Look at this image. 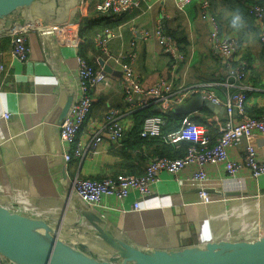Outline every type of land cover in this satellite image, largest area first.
<instances>
[{"label": "crops", "instance_id": "obj_1", "mask_svg": "<svg viewBox=\"0 0 264 264\" xmlns=\"http://www.w3.org/2000/svg\"><path fill=\"white\" fill-rule=\"evenodd\" d=\"M99 1L86 0V3L91 9ZM211 4L224 32L240 39L238 56L248 61L244 79V84L249 86L246 111L250 116L263 115L264 51L259 40V33L264 30L263 21L252 30L241 20L236 11L237 3L211 0ZM148 5L151 6L147 8ZM32 8L33 16L37 10L55 20L79 17L69 0H35ZM24 15V9L20 8L0 18V25L4 26L7 18L14 22ZM106 16L82 17L87 24L82 28L83 39L78 48L58 44L51 34L42 31L28 32L25 61L11 55L10 37L0 34V206L20 214L43 217L53 230L57 229L60 239L69 244L75 242L79 251L91 259L110 255L114 249L85 217L90 209L73 192L72 178L141 175L147 162L157 155L153 143L140 144L129 135L135 102L124 98L117 83L120 76L113 75V86L93 92L91 111L77 139L88 142L92 133L101 128V116L109 107L123 111L121 121L127 126L124 138L114 142L103 132V143L97 154L85 153L73 158L66 168L63 166L59 124L67 100L77 89V53L82 51L96 67L101 66V58L113 70L120 71L105 55H99L94 43L95 33L111 28L110 51H126L133 38L131 26L152 29L161 18L164 30L176 38L184 59L173 67L172 73L170 60L154 38L135 39L133 66L142 85L151 86L161 75L175 84L216 81L219 84L213 89L222 100L226 89L222 85L225 64L211 48L208 24L199 15L198 0H192L184 11L176 8L174 0H141L140 6L130 12ZM205 109L208 108L195 111L193 116L208 124L209 133L214 135V122L225 120V110ZM3 113L8 117L4 118ZM253 145L258 159L264 162V135L256 134ZM230 151L237 160H242L241 146L232 147ZM205 169L204 183L210 201L200 198L199 185L189 179L188 167L178 177L161 171L145 197H139L136 191H130L122 201L104 197L101 209L106 211L107 219L100 220L99 227L112 238L145 250L177 251L222 240L249 243L263 236L264 173L252 178L249 170L243 168L242 183L238 184L219 165L206 164ZM137 200L139 209H134L133 203Z\"/></svg>", "mask_w": 264, "mask_h": 264}, {"label": "built area", "instance_id": "obj_2", "mask_svg": "<svg viewBox=\"0 0 264 264\" xmlns=\"http://www.w3.org/2000/svg\"><path fill=\"white\" fill-rule=\"evenodd\" d=\"M191 1L174 0V3L178 10L184 11ZM140 3L141 0H100L89 9L86 0H78L74 7L78 18L73 16L55 20L36 10L30 22L20 25L16 20L2 35L10 37L11 55L19 61H25L28 56L26 39L28 32L42 31L51 34L58 44L78 48L83 39L80 32L83 25L82 17H87L89 14L98 16L125 14L138 8ZM150 6L148 5L147 8ZM198 12L208 24V38L212 50L222 57L225 64L226 71L223 75L225 82L222 84L226 86L224 100L219 98L213 89L219 84L216 81L175 84L169 77L161 75L151 86L142 85L140 76L133 66L135 39L145 41L154 38L161 47L162 53L170 60L172 73L173 67L184 59L176 38L164 31L161 18L156 21L152 29L131 26L133 38L129 44L131 47L126 51L117 53L110 51L108 42L112 36L111 28L105 27L95 33V47L105 55L106 60H111L118 66L121 72L117 81L119 88L127 101L134 100L135 108L152 104L157 111L165 113L173 105L184 103L190 97L199 95L202 100L223 106L226 113L225 120H215L214 135L209 133L208 124L203 120L195 119L193 116L195 112L183 115L180 127L166 135L162 133L161 115L148 116L143 120L139 134L149 137L162 136L176 147L185 141L187 146L181 156H154L147 162L141 175L121 174L101 179L73 177L71 188L75 195L104 220L107 219L106 211L101 209L104 197H114L122 201L130 191H136L139 197H145L150 193V187L159 179L158 174L161 171L178 177L188 167L191 170L189 179L197 182L199 196L205 202L210 201L208 188L204 183L207 176L206 164L219 165L238 184L242 183L240 172L243 168L249 170L252 178H258L264 173V162L258 159L253 145L256 134L264 135V115L250 116L246 111L249 86L244 84V79L247 76L248 66L246 59L238 56L239 38L224 32L211 0H198ZM249 13L257 24L262 21L264 23V0L251 5ZM259 38L264 44V30L260 31ZM77 62L75 82L77 89L71 95L70 106L59 124L60 154L65 168L73 158H80L85 153L97 154L103 143V132H106L110 140L119 142L124 138L127 128L121 121L123 111L117 107H109L101 116V128L92 133L88 142L82 143L77 139V134L91 111L93 92L113 86L114 80L113 74L104 71L102 66H92L80 53H77ZM3 117L7 118L8 114L3 113ZM238 146L242 147L241 161L237 160L230 151L232 147ZM64 171L62 170V174L66 177ZM133 208L139 209L138 200L133 203ZM0 264H8L2 255H0Z\"/></svg>", "mask_w": 264, "mask_h": 264}, {"label": "water", "instance_id": "obj_3", "mask_svg": "<svg viewBox=\"0 0 264 264\" xmlns=\"http://www.w3.org/2000/svg\"><path fill=\"white\" fill-rule=\"evenodd\" d=\"M33 1L35 0H0V18L23 8L25 15L17 20L20 25L27 23L30 17L33 18ZM69 1L75 7L78 0ZM14 22L7 18L4 26L0 25V34L9 30ZM99 63L104 71L121 75L120 71L113 70L103 59L100 58ZM71 100V97L67 100L62 118L66 115ZM202 108L215 112L223 109L220 105L194 95L184 103L173 105L171 110L175 114L186 115ZM85 217L96 228L100 237L114 249L110 255L91 259L79 251L75 242L69 244L60 239L57 229L53 230L43 217L20 214L2 206L0 255L8 264H264V235L249 243L222 240L187 246L177 251L145 250L112 238L98 225L104 219L92 210H88Z\"/></svg>", "mask_w": 264, "mask_h": 264}, {"label": "trees", "instance_id": "obj_4", "mask_svg": "<svg viewBox=\"0 0 264 264\" xmlns=\"http://www.w3.org/2000/svg\"><path fill=\"white\" fill-rule=\"evenodd\" d=\"M223 1H227L228 3H231V4L237 3L238 5L236 7V11L240 14L241 20L247 24L248 28H250L252 30L256 29L255 27L257 26V23L254 21L253 17L250 15L249 9H250L251 5L256 4V3H261V0H223ZM120 15H123V14H120ZM120 15H115V16H120ZM106 17L107 16H104V18H106ZM85 20H86L85 18L82 20L83 25H81V29H80L81 33L83 30L82 28L87 24V21H85ZM259 40H260V38H259ZM240 42L241 41L239 39V43ZM80 45H79V47H80ZM262 48L264 51V44L262 45ZM79 53L81 54V56L85 57V55L82 51L81 52L79 51ZM100 54H101V52L99 51V55ZM86 60L92 66L96 67L95 64L91 63V61L88 58H86ZM205 110H208V109H205ZM131 114H132L133 123L131 124L129 135L138 139L140 144L141 143H146V144L147 143L148 144L153 143L156 147L155 154L157 156L178 157L184 153L185 147L187 144L185 141H182L180 143V147L177 148L174 144L168 143L166 141V139L162 136H151V137H149V136H141L139 134L142 122L148 116L158 115V114L161 115L162 120H163L162 133L166 135V134H169V133L177 130L180 127L181 118L183 115L175 114L172 112L171 109H169V111L165 112V113L159 112L155 108V105H152V104L146 105L143 107L135 108ZM195 119L199 121V119H197V118H195ZM157 146H158V148H157Z\"/></svg>", "mask_w": 264, "mask_h": 264}, {"label": "clouds", "instance_id": "obj_5", "mask_svg": "<svg viewBox=\"0 0 264 264\" xmlns=\"http://www.w3.org/2000/svg\"><path fill=\"white\" fill-rule=\"evenodd\" d=\"M234 23H235V21H234Z\"/></svg>", "mask_w": 264, "mask_h": 264}]
</instances>
